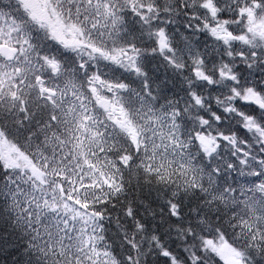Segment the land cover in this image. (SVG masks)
I'll use <instances>...</instances> for the list:
<instances>
[{
    "label": "snow or ice",
    "instance_id": "1",
    "mask_svg": "<svg viewBox=\"0 0 264 264\" xmlns=\"http://www.w3.org/2000/svg\"><path fill=\"white\" fill-rule=\"evenodd\" d=\"M227 8L225 14L217 0L179 5L176 15L182 9L183 15L196 22V31L203 22L211 37L229 47L223 55L219 50L214 55L189 47L177 58L167 30H154L157 20L162 24L175 22L172 7L159 0H12L10 4L0 0V101L8 106L0 114V177L7 187L4 194L10 201H20V205L27 201L22 215L30 219L33 205L54 217L55 233L49 228V235L61 256L72 257L68 264H116L108 248L96 243L110 208L123 211L129 219L136 217L138 232L147 229L130 201L122 207L118 197L123 192V180L117 183L116 174L121 163L132 162L133 150L138 153L143 147L148 153L150 142L149 159L160 157L157 136L165 147L171 143L174 155L179 149L183 161L173 168L174 161L165 163L160 157L156 174L161 182L174 175L183 178L173 181L176 188L165 205L172 225H183L182 230L187 227L185 238L198 244L188 257L189 264H201V253L210 254L213 264H246L245 248L255 246L258 253L264 251V121L235 107L239 99L264 111V91L251 84L241 87L240 74L234 67L236 62H245V67L253 68L257 57L264 56L257 51L264 48V0H235ZM129 15L136 18L131 28ZM210 19L222 23H209ZM186 27L191 30L193 25L186 22ZM141 37L154 40L161 53H168V65L186 82L183 96L168 98L167 86L161 89L150 80L143 58L152 52L147 46L141 47ZM234 43L252 49V59L242 50L233 55ZM185 96L186 103L182 104ZM224 97L232 98L231 106L222 103ZM161 99L163 103L157 109ZM229 114L239 116L241 122L229 127ZM26 123L29 135L24 137L20 129ZM68 123L80 133L66 157L74 165L71 170L56 167L60 154L53 151L49 157L48 145L37 142L43 135L46 141L61 147L63 154L67 144L62 129ZM238 131L255 137L256 156ZM188 135L207 159L206 166H196L195 157L188 155L184 144ZM222 149L229 151L232 159H225ZM41 156L45 163L38 164ZM152 172L149 165L144 183L151 182ZM233 172L248 177L247 192L243 184L229 183ZM133 175L130 170L129 184ZM21 176L29 179L22 184L17 180ZM136 182H140L138 174ZM49 188L54 195L41 204L36 193L47 197ZM189 190L203 193L200 200L207 210L205 215L192 209L201 218L200 223L206 224L198 233H193L191 221H185L180 211V202ZM248 192L253 195L249 197ZM226 218L231 231L223 224ZM44 220L40 217V223ZM116 220H120L119 211ZM61 232L72 241L70 246L63 244ZM241 237L244 247L238 246ZM151 239L164 264H181L179 257L191 246L178 253L163 246L155 231ZM46 247L53 256L57 254V247ZM129 247H136L135 236ZM127 259L131 264L132 256Z\"/></svg>",
    "mask_w": 264,
    "mask_h": 264
},
{
    "label": "trees",
    "instance_id": "2",
    "mask_svg": "<svg viewBox=\"0 0 264 264\" xmlns=\"http://www.w3.org/2000/svg\"><path fill=\"white\" fill-rule=\"evenodd\" d=\"M159 2L164 6H171L173 9L172 18L175 20L183 19V21L191 24L193 23L192 20H190L187 16L183 15V12H181L180 16H176L175 12L179 5L181 4H188V0H159ZM197 0H192L191 5L196 3ZM193 11H196V9H192ZM136 22V18L129 15L128 17V27L131 28L132 25H134ZM141 63H143V59L141 60ZM185 76L189 78L190 76L187 72H185ZM150 80H152L155 84H158L161 89H163L165 86L168 88L167 97L172 98L173 96L179 98L184 95L183 88L186 86V82L181 80L179 77V74L175 72L172 68H166L164 66H155V76L149 77ZM218 83L223 84V81H219ZM193 87L196 86V82L192 81ZM256 89L264 91V89H260V87H257ZM224 99H231V97H224ZM223 99V100H224ZM163 100V99H162ZM187 100V97H184V100L181 101L182 104H185ZM175 103V100L172 101ZM161 104V100L156 104L157 109H159ZM253 104V103H251ZM235 105L237 106L236 109H238L240 112L252 115L256 118L257 121H264V111H260L259 109L253 107V105H248L241 100L237 99L235 101ZM7 105L3 103V101H0V114L4 113L7 109ZM207 107V105H205ZM223 115V113H220ZM227 120L229 122V127L238 124L239 117L235 115H229L227 117ZM32 127H35V122L33 121ZM227 130V129H225ZM62 131L66 134L65 135V143L67 144V147L63 148V154H61V147H56L55 143H49L45 140L43 135H40L38 137L37 142H43L48 145L49 147V157H51L53 151H55L59 155V160L56 162V167H66L69 170L73 168V163L70 162L71 158L68 157L69 149L73 148V142L76 137L80 135L79 132L76 131V128L68 123L64 126ZM21 134L24 137H27L29 135V129L27 123L25 124V127L20 129ZM237 135L240 137H243V139L248 140V143L251 147H253L252 144V137L243 131H238ZM159 143V141H158ZM233 147H235L233 145ZM98 151V150H97ZM159 151H163V149H159ZM222 151H225L222 149ZM221 151V152H222ZM227 152V151H225ZM31 154V153H30ZM91 156V153H89ZM175 155L172 153L171 155H168L165 153V156L162 157L165 163H169L170 159L173 158ZM102 158V157H101ZM225 159H232L230 154H228L227 157H224ZM93 159H95L93 157ZM62 162V163H61ZM11 165V162H8ZM38 164H43L45 161L43 160L42 156L37 158ZM173 168L175 166H172ZM2 171V170H0ZM163 171V169H161ZM33 175H36L35 172H33ZM232 179L229 180V183L238 182L239 184H243V180H239L236 178V172H233ZM173 177V176H172ZM171 179H168L167 181H174ZM29 178L25 176L17 177V180L20 183H24ZM49 179H52V176H49ZM148 184V183H145ZM14 187V186H13ZM71 185H66V188H70ZM151 191L148 195L144 196L139 205H138V211L137 216L139 219L146 223L148 225L147 229L144 231L143 236V246L145 249H150L151 251L148 253L151 256V259L155 262V264H164V258L157 255H151V252L156 250V243L152 241L151 235L152 232L155 231V233L158 235L160 239V243L163 244L165 247H169L172 250L179 251V245L183 243L181 241L180 237L183 235V225L181 226H174L169 221V217L167 215V209L165 205V201L170 197L174 189H170L168 186V183L166 182H159L154 183L151 185ZM7 191V187L5 185V182L3 181L2 177H0V259L5 260H11L12 257L15 255L16 252L19 251L20 248L25 247L27 245L30 249V251L34 254L35 258H40V264H43V260L47 259L49 261V264H57V261L60 262V264H68V260L71 259V256H68L67 254L64 256L60 255V250L58 246L55 244V242L51 239L49 235V228H52L53 233H55L54 225V217L48 216L47 212L45 211H39L35 208L33 205L32 211L33 216L30 219L26 214L22 215V211L24 206L27 205V201L25 202V205H20V201H10L6 196L5 192ZM48 196L44 197L43 193L37 192L36 195L40 197L41 204L43 203L44 199H51L53 197V192L49 188L47 189ZM84 193H81V196H83ZM56 199H60V194H55ZM21 200H25V197H21ZM27 200H31V196L27 197ZM189 200H192L190 196H187L185 198V205L186 210L184 214V220L187 221L189 217H191L194 213L192 209H197V206L199 204V201L192 200L191 203H189ZM190 209V211H188ZM117 209H111L109 212L116 213ZM107 214V213H106ZM40 217H44V223H40ZM123 223V222H122ZM206 226V224H204ZM154 226V227H153ZM61 237H63V244L65 247H68L72 244V241L68 239V237L63 233H59ZM46 245L57 247V254L53 256L49 250V248L46 247ZM5 246H7V254L5 255ZM43 251H48L49 254L45 256L43 254ZM75 255V249H72V256Z\"/></svg>",
    "mask_w": 264,
    "mask_h": 264
},
{
    "label": "clouds",
    "instance_id": "3",
    "mask_svg": "<svg viewBox=\"0 0 264 264\" xmlns=\"http://www.w3.org/2000/svg\"><path fill=\"white\" fill-rule=\"evenodd\" d=\"M180 12H183L181 9ZM180 16V15H176ZM172 18V17H171ZM173 19V18H172ZM174 23H167L165 21L163 24L160 20L156 21V25L158 26L154 30H159L160 27L167 30L168 36L170 38L171 47L175 50V56L179 58L182 54L186 53V50L189 47H192L193 49H200L201 51L207 52L212 51V53L215 55L216 50H219V52L223 55L225 52V49L228 48V45H225L222 41H217L211 35L205 30L203 22L200 24L199 31H196V25L195 22L192 23L193 27L192 29H188L186 27V22L183 21V19L175 20ZM209 23H217L218 21L210 19L208 21ZM137 28L139 26L137 25ZM141 40L144 41L143 44H141V47L147 46L152 54L145 56L144 59V66L145 71L148 73L149 77L155 76V66H164L166 68H170V66L167 63V52L161 53L158 47L155 44L154 40H150L147 37H141ZM238 50H242L245 52L246 55H248L249 60L252 59L250 52L252 49L245 46L242 43H234L232 46V52L233 55ZM258 52L264 53V48L257 49ZM228 58V57H226ZM187 55H184V60L187 62ZM230 59V58H229ZM264 59V56H258L256 59V62L254 63L253 69H259L262 73H264V63H261L260 60ZM238 60V58H237ZM243 63L245 65V62H236L234 64V67L236 65ZM161 103H163V100L161 99ZM239 117V116H238ZM240 121V117H239ZM241 122V121H240ZM152 133L149 132V141H151ZM159 141V143H158ZM156 144L159 145V149H163V151L160 152V157H164L165 153L168 155H171L173 153V149L171 147V143L168 144V147H165V144L161 141V139L157 136L156 138ZM184 144L187 149V153L189 156L195 157V165L200 166H206L207 165V159L203 157L202 153H199V146L196 144L193 137L188 135L184 139ZM151 142L149 143V152L146 153L143 149V147L140 149V151L137 153L135 150L132 152V156L134 159L130 164H120V172L116 174L117 183H120L121 180H123V184L121 187L123 188V192L119 194L118 199L122 202V207L126 205L129 201L133 205L135 212L138 211V205L141 201V199L148 195L149 192L152 190L151 185L154 183H159L160 179L157 176V171L159 170V161L160 157H158L155 161L149 159V156L151 155ZM175 152L177 155L173 157V161L175 166L181 164L182 158L179 155V149H176ZM151 165L153 172L150 173L151 182L148 184L144 183V179L146 178V172L147 167ZM133 173V180L132 183H128V176L129 173ZM136 174L140 177V182H136ZM191 174L189 173V177ZM181 180L182 177L173 176L172 180ZM168 183V186L170 189H175L176 184L172 181H165ZM203 193H193L191 190H189V195L192 200L199 201V204L196 205L198 208V211L205 212V215H207V210L203 208L202 202L200 200V196H202ZM192 200H189V203L192 202ZM114 201L110 200V203ZM180 211L183 214H185L186 205H185V199H182L180 202ZM120 214V220H116V213L107 212L104 218V231L100 233V238L97 239L96 243L100 248L107 247L108 250L113 254L116 264H129V261L127 257L129 255L132 256V262L131 264H137V258H139V264H155V262L151 259V256L148 254L151 250L145 249L142 243L144 232H138L135 228L134 221L136 217H133L132 219L127 218L123 211L118 210ZM190 211V209H188ZM168 215V213H167ZM169 217V216H168ZM200 217L193 214L191 217L188 218L187 221H191L192 231L193 233H198L200 229L206 227L204 224L200 223ZM170 221V219H169ZM123 222V223H122ZM171 222V221H170ZM212 223L215 224V219L212 218ZM225 227H228L229 231H231V227L228 224V219L226 218L223 222ZM239 231V230H238ZM187 234V227L183 230V235H181L180 239L183 241L181 245H179V251L175 252H183L185 247H189V252L185 253L183 256H180L179 259L181 260V264H189L188 257L190 256L191 251L193 248L198 247V244L193 240L189 242L185 237ZM135 236V245L136 247H129V244L132 242V238ZM241 247H244V239L241 237L239 241V245ZM255 246L253 248H245L246 251V264H264V251L257 252L254 250ZM159 252L158 246H156V250L151 252V255H157ZM7 254V246H5V255ZM34 254L30 251L29 247L25 245V247L20 248L18 252L15 253V255L12 257V259L5 260L0 259V264H40V258H33ZM43 264H49V261L47 259L43 260ZM201 264H213V259L210 254L208 253H201Z\"/></svg>",
    "mask_w": 264,
    "mask_h": 264
},
{
    "label": "rangeland",
    "instance_id": "4",
    "mask_svg": "<svg viewBox=\"0 0 264 264\" xmlns=\"http://www.w3.org/2000/svg\"><path fill=\"white\" fill-rule=\"evenodd\" d=\"M191 1H192V0H188L189 5H191ZM220 1H221V6L224 7V9H225V14H227V12H228L227 5H230V4H234V3H235V0H220ZM11 2H12V0H5V3L10 4ZM193 22H194V21H193ZM195 23H196V22H195ZM191 24H192V23H191ZM231 100H232V99H228V100H227V99H224L222 103H223L224 105H227V102H231ZM250 136L252 137L253 156H256L257 153H256L255 149H256V147H257V143H256V141H255V137L252 136V135H250ZM228 154H229V151H227V152L222 151V152H221V155H222L223 157H227ZM8 162H11V161H8ZM170 162H173V158L170 159ZM251 163H252V161H249V164H251ZM172 166H175V164L172 163ZM238 168H239V165H238ZM236 174H237V172H236ZM236 178L239 179V180H243V185H244V187H245V191L247 192V182H248V177L245 176V177L242 178V177H240V176L237 174V175H236ZM236 183L238 184V182H236ZM252 195H253L252 192H248V196H249V197H251Z\"/></svg>",
    "mask_w": 264,
    "mask_h": 264
},
{
    "label": "flooded vegetation",
    "instance_id": "5",
    "mask_svg": "<svg viewBox=\"0 0 264 264\" xmlns=\"http://www.w3.org/2000/svg\"><path fill=\"white\" fill-rule=\"evenodd\" d=\"M218 23H222L221 21H218ZM245 67L243 63L236 65V70L240 74V83L241 87L247 84H251L254 88L260 87L264 89V84L261 83V80H264V73L260 72V75L255 74L256 71L259 70H252V71H242V68ZM247 68V67H245ZM253 69V68H248ZM237 101V100H236ZM237 107V106H236Z\"/></svg>",
    "mask_w": 264,
    "mask_h": 264
}]
</instances>
